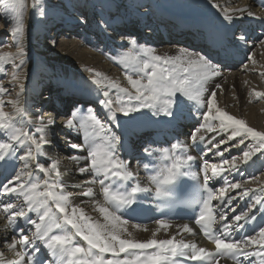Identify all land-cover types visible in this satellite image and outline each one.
<instances>
[{
	"label": "snow or ice",
	"instance_id": "obj_1",
	"mask_svg": "<svg viewBox=\"0 0 264 264\" xmlns=\"http://www.w3.org/2000/svg\"><path fill=\"white\" fill-rule=\"evenodd\" d=\"M20 13L10 22V35L16 40L18 63L14 62V67L19 72L25 61L23 59L24 49L20 41L23 37V0H19ZM215 6V5H214ZM33 10L39 8L38 4H33ZM235 13H223V19L229 24L235 21H242L244 16H252L253 13L246 8L235 9ZM41 14L43 11L41 10ZM237 33H239L237 35ZM237 33H233V40L236 45L245 43L248 35L242 28H237ZM264 44V41H261ZM130 46L137 48V54L131 51L126 52L120 63L127 70L129 67L136 73L138 78L127 74L126 78L131 85L129 88H122L118 83L112 82L110 87L119 91L120 95L113 100L109 91H103L101 95L104 99H98V104L102 108L107 109L105 114L107 123L102 121L95 113L94 109L89 106L88 115L84 117L73 111L68 118L62 121V126L68 131L75 130L76 134H82L84 138L83 144H76L69 137L67 144L72 150H79L83 147L87 148V156L84 157V166L78 168V173L83 176L91 173L92 178L86 183H98L102 189L104 204H98V211L103 215L105 223L95 221L88 216L84 209L79 206L71 207L69 211V197L63 194V183L57 184L55 180L51 184L47 180L44 182L45 191L39 192L38 183L32 182V173L24 171H16L13 168L12 173L0 181V195L5 196H23L24 204L27 206L25 210L21 205L17 211V206L13 203H5L2 205L5 212L10 213L8 220L12 225L13 232L19 236V240H12L8 244L9 249H16L18 245L23 246L27 251L17 252L18 259L0 260V264H173L177 258L188 256L186 250L191 251L189 259L194 261H203L206 257L212 255L207 249L200 247L194 243H186L183 240L177 241L173 239H149V240H133L122 238L121 232H127L123 225L128 221L123 219L118 212L123 208L127 209L136 203V197L141 192L149 189L142 188L139 182H136L131 188L120 187L125 182L136 179L133 171L129 169L128 161H125L117 154V146H122V135H117L112 125L119 127L118 117L123 116L132 118L133 114L139 113L143 109H149L154 116L163 115L169 118H175L181 107L182 102L187 99L193 101H201V93L206 90L207 82L218 75V65H216L208 56L203 53H193L181 49L178 56H162L154 54L151 47L137 45V41L133 38ZM143 53V56L139 55ZM12 54H0V66L3 65L6 57ZM0 71L3 68L0 67ZM94 72L93 69H89ZM17 72L13 73L12 79L18 81L20 79ZM99 73H95L92 82L99 85L101 81L96 77ZM217 88L220 86L217 85ZM7 90L0 86V96L4 95ZM217 93L212 90L210 98L207 100V111L202 113L205 124L201 127L207 128L208 131H216L210 126V121H219L218 130L220 132L230 131L227 141L221 140L220 144H226L239 138V144L243 145L246 140L256 141L253 147L244 151L240 164H248L257 154L264 155V132L257 131L249 127L247 123L238 119L228 112L217 106L215 99ZM258 97L264 96V93H256ZM15 107L17 115L4 111L5 101L0 99V133L8 135V141H0V166L9 164V157H15L16 147L26 148L24 155L18 156L21 161L37 160V169L42 172L55 173L59 177L58 165L52 162L50 167L45 168L39 164L38 157L44 146L50 145L51 140L48 139L47 130L56 125L55 116H50L47 121L43 116L39 119V127L36 129L37 135L29 134L27 131L17 127V116L23 117L25 109L16 107L19 100L8 101ZM215 109V112H213ZM199 110V109H198ZM110 113V115H109ZM200 128H196L190 134L191 143L198 145L204 141L203 136H197ZM99 140V142H98ZM215 150L216 155L222 160L223 165H231L233 170H238V158L232 157L231 162L223 159V152L219 150V145H213L209 151ZM230 149L225 148V151ZM185 147L179 141L172 143L170 147L156 150L148 148L143 149V158L148 159L163 155L164 160L169 162L166 164L165 170L158 172L150 177V181L156 185L155 192L157 196L171 195L173 189L177 188V180L180 176H186L192 162L196 159L191 154H184ZM72 160L79 161L80 157L73 155ZM151 163V160L149 161ZM205 171L203 174V188L207 191V198H202V208L199 217L196 220L204 229V235L208 239L214 240L216 247V256L227 253L233 258L243 256L245 258L259 257L261 264H264V226L259 227L258 235H248L242 239H232L230 233L232 230L241 231L244 224L249 221L255 222L257 217L252 215L253 209L259 206L264 209V200L256 198L255 203L242 214H234L232 221L229 223L227 213L224 212L223 204L219 213L221 224V236L213 234L212 226L216 223L215 210L212 202L224 201L225 189L220 188V195H214L213 190L207 185L210 180L222 175L226 169L222 165L212 164L211 173L207 171L208 161H204ZM145 169L149 168V164H144ZM232 189H240L239 183L230 185ZM60 191L57 192L56 189ZM249 189H245L243 196H247ZM264 191V189H261ZM93 189L88 187L83 193L84 196L92 197ZM239 195V193H238ZM235 199V197L231 198ZM231 199L227 203H231ZM49 200L55 202V209L59 213L56 215ZM107 205V206H105ZM235 213V209H233ZM28 213H35L36 219H30ZM264 215V212L261 213ZM25 220L28 228L25 229L17 224L19 220ZM243 222V223H241ZM161 227L167 228L168 225L163 221H158ZM183 230L192 233L193 229L187 224L183 226ZM30 232L26 235L25 232ZM130 235V234H129ZM79 237L86 242L87 247L81 246L76 242L75 238ZM7 240V237H5ZM255 245L260 250L250 251V246ZM152 249L151 252L145 250ZM42 251L47 255H42ZM105 253H111L115 259H105ZM121 254H128L131 258L119 259Z\"/></svg>",
	"mask_w": 264,
	"mask_h": 264
},
{
	"label": "bare ground",
	"instance_id": "obj_2",
	"mask_svg": "<svg viewBox=\"0 0 264 264\" xmlns=\"http://www.w3.org/2000/svg\"><path fill=\"white\" fill-rule=\"evenodd\" d=\"M205 1L208 3L211 2L215 6L213 5L211 8L209 7L210 9H208V11L205 10L206 6L205 7L203 6L204 11L198 13L196 12V8H194L191 4H189L190 7H186L185 2H180L177 6L174 4L171 8V11L173 12H169V13L166 12L165 14H160V16L162 18H166V19H162V21H166L170 23L177 22V24H174L173 27H169L168 25H164V24L162 25V23L159 20H156L155 17L151 18L149 21L143 19L142 26H144V28H141L140 32L137 33L138 34L140 33L139 35H141V33L145 35L144 36V38H146L145 42L146 40H150L149 42L153 43L152 46L158 44V43H154V40L156 41V39H162L160 45H165V46H162L161 48L156 47L157 49L155 48V46L152 47V49L154 50V54H158L162 56H178L181 54L180 52L181 49L187 50L189 52L197 53L194 51L196 48L197 49L204 48L205 51L202 53L208 56L209 59H211L216 65H218V67H222L223 65L226 64L229 65L228 68H226V73L233 71V73L231 72L232 74H236V73L238 74L239 70H241V72L243 71V76L236 77L234 83L231 86H229L231 84V81L228 82L229 84L228 89L225 90V88H223L224 90L223 94H221V92L219 93L220 101L218 107H220L222 110L228 112L229 114L235 116L238 119H242V120L244 119V121L248 124V126L252 125L255 127V129L258 128V130L262 132L264 130V107H262V104L261 106L257 105V107H255L253 103L257 102L258 98L261 100L263 97L264 100V96L257 97L254 101L253 100L254 98L253 99L251 98L252 95H250L247 89L244 87L245 86L244 82L247 81L245 79V76H247L249 74V71H251L250 70L251 65H249L248 63L249 62L252 63L256 60L260 61L262 58L264 59V44L261 43V41H264V0H205ZM32 2L29 6V11L32 15H34V10L32 7L34 3ZM145 2H148V0H139L136 6L141 7L140 4ZM155 6L157 8L161 7L159 3L155 4ZM238 8H246L248 11L251 12L253 9L258 8V11H260V15L244 16L242 21H235L231 24H229L227 21L223 19V15L221 13L224 12H229L231 14L239 15L238 13H235V9ZM177 13L178 14L182 13V17H179ZM125 14L129 15L126 12ZM56 18L57 20L61 21V25L64 28L67 27V28H71V30L73 29V25H71V23L74 22L70 20H66L63 14L61 16H57ZM177 19L179 20L177 21ZM29 20L31 21V23L28 27L27 34L24 37L25 43L23 42L21 44L22 47L23 44L25 46V48H23L24 51H27V49L29 50L30 47L34 48L35 46V42L32 41L30 33H32L34 29H36V27L38 26L32 22V19ZM107 24L110 25L111 22L107 21L106 25ZM258 25L259 28L257 27ZM252 26H254V29ZM122 27H124V25ZM249 27H251V29H249ZM237 28H242V30L247 33L248 35L247 41L249 42L246 41L245 43H241L239 45H236L234 43L233 33H237ZM44 29L46 30L49 29L47 36L48 39L50 37L49 32H51L52 29L47 28L46 26ZM133 29L134 31L137 30L136 28ZM59 30H61V28L55 29L56 35H58ZM120 30L122 31L123 29L121 28ZM122 33L124 35L123 38H126L125 36L131 34L132 31L126 29V31H122ZM65 34L68 35H64V36L58 35L57 37L54 36L53 38L51 37L50 39L51 45L58 46V50H60L58 52H50L51 45H45V43L40 44L39 42L38 49H40L41 51L45 50L43 51L44 53L47 51L50 54L48 53L45 55L38 54L37 57L39 61L46 60L44 62H46L47 65H51L52 67L60 70V73L63 75V80H65L62 83V85L59 86V88L62 87V90L60 89L59 91H57V89L52 86L51 89L50 88L47 89L46 92L47 93L50 92L53 94V101L51 100L52 101L51 103L36 104L37 98L35 97L32 98L31 96L32 93L33 95L36 96V94L38 93V89H40V87L38 86V84L32 85L31 82H28L24 85L23 90L20 92V95L18 97L19 104L16 106L26 110L23 117L17 116V120H18L17 127L21 128L24 131H27L29 134L37 135V138H38V134L36 133V129L37 127H39L40 117L43 116L46 121L50 116L56 117L57 120L56 125L47 130V136L48 139L51 140V144L43 147L41 154L38 157V161L39 164L45 168L50 167V164L52 162H56L58 165V171L60 175L59 177H57L55 173L39 171L36 167L37 165L36 159H33L31 161H25V166L27 165V168H29L30 171H32L31 172L32 182L38 183L40 185V187L38 188L39 192L45 191L44 188L45 180H47L49 184H51L53 180H55L57 184L63 183V185L65 186L63 190V194L69 197L68 200L69 211L71 210V207L79 206L82 207L85 213L88 216L92 217L93 220L99 221L100 223H105L103 215L98 211V204H104V197L102 194V189L98 183V180L95 183H86L92 178V174L86 173L83 176H81L78 173V168L84 166L85 163L84 157L87 156L88 150L86 147H83L79 150H72L68 147L67 144L69 137L71 138V141L73 143L83 144L84 143L83 135L76 134L75 130L71 132L68 131L62 126V121L68 118L70 114L69 111H71L70 108H73L71 113L73 111H76L78 114L87 117L88 115L87 106H85L81 101L84 98L85 99L88 98L91 99V104L95 110V113L98 112L97 115L100 117V119L105 123H107L105 117V114L107 113V109L102 108L98 104V99H104V97L97 90L100 89L98 88L99 86L97 87L92 82L91 78L87 76V75L93 76L87 73V70L93 69L95 73L100 74L99 76L102 79L101 86L104 85V81L107 76L108 77L113 76L110 77L113 78L111 80L116 81L117 80L116 74L122 72H120V70L114 67V65H116L117 63L112 64L111 62L112 60H110L109 52L100 51L99 52L100 55L91 52L88 49L89 47H87L85 44L82 43V45H80V43L79 44L77 43V40L74 41L68 39L67 37L70 36L68 32ZM119 36L120 34L112 37L109 35L107 36V40L110 39L113 40V42L112 41L110 42L111 45L110 52L112 53H119L120 48H122V43H124L125 41V40L116 41L115 38ZM60 37H64V39ZM141 40L143 41L142 38ZM251 41L252 43H250ZM200 42H202L203 44L200 45ZM181 43L184 44L182 45ZM229 44L230 47L234 46V47H239V49H244V55L240 56V52L238 51L237 53L236 51L234 52L235 50L234 48L229 47L227 49L226 45ZM85 48H87L88 50ZM16 53L17 51L14 52L15 55ZM46 55L53 59H47ZM23 59L24 61L30 60L29 56L26 55L23 57ZM248 60L250 61L248 62ZM245 62L247 63L245 64ZM254 63H252V65ZM36 66L37 65L35 64V67ZM232 67H234L235 69L234 68L232 69ZM263 70H264V66H263ZM113 73L114 75H112ZM259 74L261 73H258V75ZM99 76H97V78ZM248 78L252 80V78H255V75H252L250 77L247 76V79ZM259 78H257V80ZM262 78L264 79V77ZM225 79L226 78L224 76H220V75L213 77L207 82L206 90L211 91L219 81L222 80L225 81ZM76 81H79L80 83L77 82L78 84H75L74 82ZM255 82H259V81L255 80ZM4 83H5L4 80L0 81V86L6 87L4 86ZM89 83L92 85L93 87L92 89H87L86 87H84ZM233 88H235L236 90L232 91L231 89ZM63 89L65 95L67 96L61 98L63 106H61V108H52V105L55 104L53 102H55L56 99H60V95L63 92ZM105 90L106 89L100 91L103 92ZM259 92L264 93V91L262 90H259ZM109 93L113 100H115L120 95V93L119 94H116L114 92H109ZM78 94L82 95L81 99H79V103H77L76 106L74 107L73 105H69L71 99L75 98V96ZM232 95L234 97H232ZM14 100L17 99L15 98ZM14 100H10V101H14ZM44 100L45 102H47L50 99L46 97ZM4 101H6V97H4ZM193 102L195 103L196 101H187L186 105L182 104L178 111V114L174 119L165 117L163 115L154 116L149 109H143L139 113L133 114L132 118L119 116L118 117L119 127L112 125L113 131L117 135H122V139H123L122 146H117V154L125 161L130 162L129 169L134 172L136 177L135 180L130 182H125L124 184L119 186L127 187L130 189L131 186H133L136 182H139L142 188L149 189L146 192L139 193L136 197V202L143 203V207L145 209H149L150 207L147 204V202L152 200L155 196H157L155 192L156 185L150 181V177L158 172L164 171L166 164L170 163V161L166 162L164 160L163 155L144 159L143 149L148 148L150 150H156L157 152H159L160 149L170 147L172 143L179 141L182 145H184L186 154H191L196 157V159L190 165L188 169L189 171L191 172L197 171V173H199L205 170V164H204L205 160L208 161L207 171L209 172V174L211 173L212 164L222 165L224 167L221 158L216 155L215 150L210 152L209 148L212 147L213 145H218V143H220L221 140H226L231 133L230 131L220 132L218 130V127L216 128L217 129L216 131H210L209 133L204 131L206 128L201 127V125L205 124L204 119H202L203 118L202 113L204 111H207V100L204 101L202 99L201 103L199 102L200 104H198L197 102L196 104H192ZM191 105L197 109L196 110L197 113L201 114L200 117L191 113L192 111H194L193 108H190ZM9 108L11 110H9L8 113L17 115L13 104H11ZM180 120H185L187 123L185 126H183L181 137L180 136L178 137L177 136L178 128L182 126L181 124L178 123V121ZM216 122H218V124H216V126H218L219 125L218 120L210 121L209 122L210 126ZM196 128H200V131L197 133V136L198 137L203 136L205 139L203 142L199 143L198 145H193L191 143L190 134L193 133ZM52 130H54V132ZM6 135L7 134L0 133V141L7 142L4 140L5 138L4 136ZM6 140H8V138ZM229 146L230 144H227V147ZM243 148H246L244 149V151H247L251 147L249 143H246L243 144ZM16 151L18 153L25 152L23 148L19 146L16 147ZM185 153H181V155H184ZM73 155L79 156L80 160L79 161L72 160L71 157ZM257 156L263 157L264 155L260 154ZM224 157L225 155H223V158ZM150 160L151 163H149ZM258 160H259L258 158H255L254 160L249 161L248 164H243L244 167L241 168L240 170L244 171L245 168L248 169L254 166V169L252 170L250 169L251 175H256L257 173L262 171L264 172V161L263 163L262 162L259 163ZM12 163L16 171H24V172L29 171L25 168V166L23 167V163L18 162V159H16V161ZM237 163H239L238 160ZM144 164H149V168L145 169ZM0 169H1L0 172L7 171V169L2 170V166H0ZM241 171L238 172L237 179L243 177L248 178L249 173L246 171L245 173H242ZM226 173L227 172L225 171L222 175L209 181L210 185H212L213 188L217 189V196L220 195L219 193L220 188L225 189L224 201H217V205H218L217 225L221 231L222 229H221L220 217H219V213L221 211V204H223L222 210L227 213L230 223L232 221L231 219L232 216L236 212L232 213L231 215H228V213H230L231 203H227V201L231 199L232 193L241 191L240 190L241 188L233 190L232 188L228 187V181H226ZM234 174L235 173L230 175V177L233 176ZM256 182L257 181L253 179L252 180L253 186L246 188L249 189L250 191L248 192L247 196H244V200H245V205L249 208H251V206L255 203L257 197L261 199L262 195L264 194V191H261V189L264 188L258 187ZM88 187H91L93 189L94 194L92 197L83 195V193L87 190ZM56 191L59 192L60 189L57 188ZM21 198L22 200L19 201ZM262 200H264V197ZM5 203L15 204L17 206V211L19 210V207L21 205L24 206L25 210H27V206L26 204H24L22 195H18V196L0 195V260L7 261V260L18 259L16 253L22 249L23 252L27 250L21 245H18L16 249H9L8 247V244H10L12 240H19V236L13 232L12 225L9 223L8 217L10 213L5 212L3 210L2 205ZM48 203L52 207L53 212L56 215H59V213L55 209V202L49 200ZM131 208L132 207L127 209L122 208L118 212V214L121 215L123 219L128 221L127 224L123 225V227L127 229V232H121L122 238L141 240V241L149 240V239L164 240V239L175 238V240L177 241L183 240L186 243H190V244L194 243L197 245V248L203 247L207 249L208 252L210 251L211 254H214L213 256H211L214 260L213 264L214 263L215 264H246L247 261L245 259L250 261L253 260L252 262H254L255 264H261V259L259 257L249 256L245 258L243 256H237L233 258L231 255L227 253H222L221 255L216 256L215 243H208L207 241L203 240L198 235L197 228L192 223H187V222L184 223L182 221H175V222L163 221L168 225L167 228H163L160 226L158 221L152 219L149 224L146 223L138 224L131 219L129 212ZM262 212H264V209H260L259 206H257L256 209H253L252 215H255L257 219L255 222L249 221L248 223L244 224L243 234L241 235L242 238L247 234L258 235L259 227L264 226V215L261 214ZM34 215L36 214L28 213L29 218H31ZM3 221L5 222V224H7V226L6 225L3 226L1 224ZM17 224L25 229L28 228L27 222L23 219L17 221ZM185 224H187L189 227L193 229L192 233H188L183 230V226ZM8 227L11 229L4 232L5 230L3 231V229ZM6 233L10 238V240L8 241H6L4 238V236H6ZM25 234L30 235V232L26 231ZM230 234L231 233H225V235H230ZM241 236L231 237L230 235L232 239L235 238L240 239ZM221 238H224V236L221 235ZM75 240L81 246L87 247L86 242L82 241L79 237H76ZM249 250L259 251L260 249L257 246L252 245L250 246ZM151 251L153 250L152 249L145 250V252H151ZM186 251L188 252V256L191 255L190 250H186ZM42 255H47V253L42 251ZM103 255L105 259H115L111 255V253H105ZM125 258L130 259L131 256L128 254H121V256L119 257V259L121 260ZM173 264H187V262L181 258H178L173 262Z\"/></svg>",
	"mask_w": 264,
	"mask_h": 264
},
{
	"label": "rangeland",
	"instance_id": "obj_3",
	"mask_svg": "<svg viewBox=\"0 0 264 264\" xmlns=\"http://www.w3.org/2000/svg\"><path fill=\"white\" fill-rule=\"evenodd\" d=\"M138 1L139 0H137V1H134V0H23L24 7L22 10V17H23L24 32H23V37H22V40L20 41V43L22 44L25 41L24 37L27 34L28 27L31 23V21L29 19H32V22L35 23L38 27H36V29H34V31L32 33H30L32 41L35 42L34 48L30 47L29 50L27 49V51H24V56L25 55L29 56L30 60L29 61L25 60V63L23 65L22 69H20L19 72H17V70L14 67V62L15 63L19 62V60L16 58V55L14 54V52L17 51V44H16V40L10 35L9 29L12 26V23L10 21L13 20L21 11L20 10V3H19V0H0V54H7V53L12 54L10 57H6L3 65L0 66L3 68V71H0V81L4 80V82H5L4 86H6L4 88L7 90L4 95L0 96V99H3V100H4V97H6V101H5L6 103L4 104V111L9 112V110H11L9 108L11 103H8V101L14 100L15 98L18 99L20 92L23 90L24 85L28 82H32V83H34V85L42 83V85L46 86V85H48V83H50L54 86H58L57 83L59 81L60 82L65 81V80H62L63 75L60 73V70L52 67L51 65H47L46 62H44L46 60L39 61L37 59L38 54L45 55L48 53L47 51L44 53L43 51H45V50L41 51L40 49H38V43L39 42H40V44L45 43V45H51L50 44L51 43V40H50L51 37L53 38L54 36L57 37L58 35H60V36L68 35V34H65L68 32L70 34V36H69L70 38L67 37L68 39L74 40V41L77 40V43L78 44L80 43V45H82V43L85 44L87 47H89L88 49L91 52H94L96 54H99L100 51L109 52L110 60H112L111 61L112 64L117 63L116 65H114V67L117 68L118 70H120V72H122V73L116 74V76H117L116 81L117 82L114 80L113 81L118 83L121 87L125 86L122 88H129L131 90V85L128 83L127 78L125 76L126 71H127V74L133 75V78H138V73L134 72L131 67H129V69L126 70L123 67V65L120 63V60L123 58V56L126 52L131 51L133 54H137V52H138L137 48H133L130 46V41L133 38H135L138 46L143 45V46H148L151 48L154 46H155V48L156 47L161 48L162 46H165V45H160V43L162 42L161 41L162 39H156V41L154 40V43H158L159 45L156 44V45L152 46L153 43H150L149 42L150 40H146V42H145V39H146V38H144L145 35H143L142 33H141V35H139L140 33L139 34L137 33V32H140L141 28H144V26H142V20L144 19L146 21H149L151 18L155 17V19L159 20L162 23V25L164 24V25H168L169 27H173L174 24H177V22L176 23H173V22L170 23V22L162 21V19H166V18H162L160 16V14H165L166 12L167 13L173 12V11H171V8L174 4L177 6L180 2H185L186 7H190L189 4H191L194 8H196V12H198V13L203 12L205 6H206L205 10L208 11V9H210L214 5L211 2H209L210 3L209 4L205 0H200V2H199V0L198 1L197 0L196 1L195 0H148V2L141 3L140 4L141 7H138V6H136ZM31 2L39 5V8L34 10V15H32L29 11V6H30ZM198 2H199V5H198ZM157 3H159L161 5L160 8H157L155 6V4H157ZM41 10L43 11V14H41ZM59 10H60V12H59ZM123 11H124V14H123ZM125 12L128 13L129 15H126ZM252 13L259 15L260 11H258V8H257V9H253ZM62 14L66 20H70V21L74 22V23H71V25H73L72 30H71V28H67V27L64 28L61 25V21L57 20L56 17L61 16ZM221 14L223 15V13H221ZM177 15H179V17H182V13H179V14L177 13ZM129 16H132V17H129ZM245 16H247V15H245ZM179 19H181V18H179ZM179 19H177V21ZM107 21H110L111 24L106 25ZM44 25L47 28L52 29V31L49 32L50 37L48 39H47V36H48V30L49 29H47V30L44 29L45 28ZM123 25H124V27H122ZM57 28H61V30L58 31V35L55 34V29H57ZM121 28L123 29L122 31H126V29L132 31L131 34H128L127 36H125L127 39L123 38L124 35H123L122 31L120 30ZM133 28H136L137 30L134 31ZM110 34H112V35H110ZM118 34H120V36L116 37L115 40L116 41L125 40V41H124V43H122V48H120L119 53H112V52H110V49H111L110 42L111 41L113 42V40L112 39L107 40V36L109 35L112 37V36H115ZM237 34H239V33H237ZM60 38L64 39V37H60ZM141 38L143 39V41L141 40ZM181 44L183 45L184 43H181ZM202 44L203 43L200 42V45H202ZM23 48H25L24 44H23ZM85 49H87V48H85ZM58 51H60V50H58L57 45L56 46L51 45L50 52H58ZM194 51L197 53H202L205 50H204V48L203 49L202 48H200V49L196 48ZM236 51L240 52V54L242 55L244 49H239V47H236ZM48 54H50V53H48ZM139 54L141 56H143V53H139ZM53 55H55V54H53ZM156 55H158V54H156ZM57 57H59V56H57ZM46 58L47 59H53L47 55H46ZM37 61H39V62H37ZM249 61L250 60H248V62ZM254 62H252V63H254L255 65L254 64L252 65V63H250V62L248 63L249 65H251L250 70L252 72L249 71V74L247 76L250 77L252 75H255V78H252V80H251L249 78L247 79V76H245V79L248 82L247 81L244 82V84H245L244 87L247 89L248 93L250 95H252L251 98L252 99L254 98L253 100L255 101V99L258 97L256 95V92H259V90L264 91V84H263L264 79L262 78V77H264V75H263L264 74L263 73L264 72V70H263L264 59L262 58L260 61L256 60ZM246 63L247 62H245V64ZM35 64L37 65L36 67H35ZM260 65L262 66V68ZM226 68H228V67L227 66L218 67V75L224 76L226 79H225V81L222 80L216 84V86L217 85L220 86L219 88H217L215 86L212 89V90H215L217 93V95L215 97L216 101H218L217 106L219 105V101H220L219 100V93L221 92V94H223V91H224L223 88H225V90L228 89V85H229L228 82L231 81V84L229 85V86H231L234 83V80L236 77L243 76V71L241 72V70H239L238 74L237 73L232 74L233 71L226 73ZM86 70H87V68H86ZM257 71H258V73H261V74L258 75ZM14 72H17V75H19V77H20V79L18 81H14L12 79ZM87 73H89L90 75H93V76L95 74V72H90L89 70H87ZM112 75H114V73ZM87 76L89 78H91V80H93V76H89V75H87ZM110 77H113V76H109V77L107 76L105 81H104L103 86H101L102 83H100L99 85L95 84L97 87L99 86L98 88H100V89H97L99 91V93H102V91H100V90L106 89L105 91L114 92L116 94H119L118 90L112 89L111 87H109L111 85V83L113 82L111 80L113 78H110ZM256 77L257 78L260 77V78L257 80ZM107 78H109V79H107ZM97 79H99L100 81L102 80L100 76ZM254 79L256 81H259V82H255ZM261 79H262V81H261ZM77 82L80 83L79 81H76L74 83L78 84ZM260 82H262V83H260ZM257 83H258V85H257ZM250 84H252V85H250ZM256 85H257V87H256ZM84 87H86L87 89L93 88L90 83L88 85H85ZM49 88L51 89V87H49ZM49 88H47V89H49ZM47 89L45 88L44 89L45 91L43 93H41L40 96L36 99L37 100L36 104L37 103H51L53 101V100L52 101L49 100V101L45 102L44 99L47 97V92H46ZM60 89L62 90V87H60ZM60 89L58 88L57 91H59ZM231 90L233 91L236 89L233 88ZM211 91H209V90L203 91L201 93V100L202 99L204 101L208 100V98H210ZM36 96H37V94H36ZM232 97H234V96L232 95ZM235 99H236V97H235ZM259 100L260 99L258 98V101L253 103V105L255 107H257V105L261 106V104H262V107H264L263 97L260 100L261 102ZM187 101H193V100L187 99L186 102H182V104L186 105ZM196 102L195 103L193 102L192 104H196ZM199 102L201 103V101H199ZM199 102H197V103L200 104ZM190 108H193V110H194L191 112L192 114H195L198 117H200L201 114L197 113L195 107H193L191 105ZM213 112H214V109H213ZM262 113H263V111H262ZM216 124H218V122L212 124L211 127L213 129H216L218 127V126H216ZM249 127H252L255 129V127L252 125H249ZM256 130L259 131L258 128ZM204 131H206L207 133L210 132L207 130V128ZM262 132H264V130ZM4 137H5L4 140L8 141V140H6L8 138V135H6ZM225 141H227V139ZM246 143H249L250 147H253L254 144L256 143V141L248 139L245 141L244 144H246ZM227 144H230V146L227 147ZM218 145H219V147L222 146V147H220V151L223 152V155H225V157L223 159L228 160L230 162H231L232 157H237L238 161L240 159H242V154L244 152V149H246V148H243V145L239 144V138L235 139L234 141H228V143L223 144V145L218 143ZM225 148H228V149L230 148V150L225 151ZM233 149H236V150H233ZM23 150L25 152L27 151L26 148L25 149L23 148ZM25 152L18 153L16 151V153H15L16 158L10 156L9 157L10 163L8 165H11L12 162H15L16 159H18V162L23 163V167H24L25 161H21L18 158V156L24 155ZM257 155H260V154H257ZM257 155L254 156L252 158V160H254L255 158H258L260 160V161L258 160V162L263 163L264 156L258 157ZM238 165H239L238 170H233V169L231 170V165H228V166L224 165V168L226 169V172H227L226 173V181H228V187L231 188L230 185L233 183H239L242 185L240 192L238 191V192H234L231 194L232 195L231 198L235 197V199H231V204H232V209H230L231 214L233 213V209H235L236 214H242L243 212L248 211V208L246 206H244L243 208H240V209H238V208L240 206V203L245 204V203H243L244 196L242 194L246 188L253 186L252 185L253 179L255 181H257L256 184L258 185V187L264 188V176H263L264 172L263 171L257 173L256 175H251L250 172L252 169H254V166L251 168H248V169L245 168L244 171H241L240 169L243 168L244 165L240 164V163H238ZM25 168L27 170H29L28 172H30V173L32 172V171H30L29 168H27V165L25 166ZM228 170H231V171H228ZM12 171H13V169H10V170L7 169V171L0 172V181L4 180V178L6 176H8L10 173H12ZM239 171H241L242 173H245V171L248 172L249 173L248 178L243 177V178L237 179L238 178L237 174ZM233 173H235V174L230 177V175H232ZM238 193H239V195H238ZM263 197H264V194L262 195L261 200L263 199ZM21 200H22V198L19 201H21ZM237 210H239V211H237ZM36 218H37L36 215H34L30 219H36ZM230 223H234V221H231ZM1 224L3 226L4 225L7 226V224H5L4 221ZM10 229L11 228L8 227V228L3 229V231L5 230L4 232H6ZM239 232L241 233L242 230ZM232 234H234V233L232 232ZM5 237H7L6 241L10 240L7 233H6V236H4V238ZM19 252H23V249L20 250Z\"/></svg>",
	"mask_w": 264,
	"mask_h": 264
}]
</instances>
